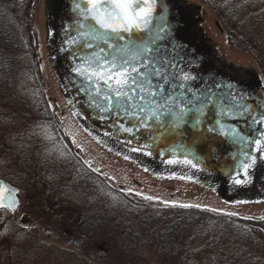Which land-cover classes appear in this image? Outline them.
Here are the masks:
<instances>
[{"label":"rangeland","instance_id":"374dc122","mask_svg":"<svg viewBox=\"0 0 264 264\" xmlns=\"http://www.w3.org/2000/svg\"><path fill=\"white\" fill-rule=\"evenodd\" d=\"M25 1L0 0L13 10ZM181 2L197 17L196 38L208 43L212 66L239 75L254 74L264 84L255 58L228 41L229 29L241 32V22L264 15V0ZM30 6L27 22L34 34L37 59L31 70L13 75L7 99L14 103L0 101V176L22 192L18 221L6 211L0 212V264H89L91 259L65 245L66 240L74 238L79 218L96 209L95 201L103 202L98 208L112 219L122 216L119 210L128 208L123 193L153 206L191 204L208 211L217 209L211 211L217 214L236 213L231 216L246 220L250 215L264 218L263 175L258 177L260 186L251 183L230 201L221 196L217 180L188 169L158 168L90 131L68 104L69 96L54 60L56 47L50 28L56 22L51 25L47 13L56 5L52 0H31ZM41 100L48 104L52 124L36 119L39 113L47 116ZM53 100L60 103L62 113ZM23 102L32 109L23 108ZM77 156L101 174L109 187H96L95 181L82 185L80 173L72 169ZM176 176H192V180ZM146 196L154 199L147 200ZM20 215L28 216L30 223L21 224ZM258 226L249 220L234 227L208 221L183 248L177 263L264 264V235ZM228 235L235 237L229 241ZM157 257L158 253L152 251L150 259L155 261Z\"/></svg>","mask_w":264,"mask_h":264},{"label":"snow or ice","instance_id":"6c2138e0","mask_svg":"<svg viewBox=\"0 0 264 264\" xmlns=\"http://www.w3.org/2000/svg\"><path fill=\"white\" fill-rule=\"evenodd\" d=\"M72 11L75 18L65 29L67 39L61 51L70 58L69 83L83 94L84 105L97 119L112 120L117 131L131 137L128 144L141 134L143 139L137 140L139 147L132 148L134 152L167 137L193 133L198 138L209 134L221 137L237 149L231 157L238 165L232 169L233 183L251 182L250 171L258 160L264 162V106L244 102L245 94L233 92L230 84L226 86L228 94L221 91L225 86L215 81L194 87L200 79L191 71L195 53L191 59L185 58L187 52L177 55L184 46L173 42L162 0H73ZM75 114L81 115L79 111ZM177 147L183 153L167 159L168 165L201 170L204 161L191 146L173 145L170 151ZM204 147L209 154L215 152L210 144ZM145 154L151 156L152 152ZM160 154L165 155L163 151ZM175 178L192 180V176ZM5 192L11 195L5 196ZM19 203L18 191L0 181V209L15 212Z\"/></svg>","mask_w":264,"mask_h":264},{"label":"trees","instance_id":"16d2710c","mask_svg":"<svg viewBox=\"0 0 264 264\" xmlns=\"http://www.w3.org/2000/svg\"><path fill=\"white\" fill-rule=\"evenodd\" d=\"M30 3L31 0L25 1L15 11L0 2V101L7 103L13 102L7 99L13 75L31 70L30 65L37 59L34 34L27 22V15L31 12ZM241 23V32L228 30V41L233 47L255 58L264 79V37L260 35H264V15H255L250 21ZM41 101V105L48 110L45 111L48 117L39 113L36 119L42 118L43 122L52 124L48 104L45 100ZM22 105L25 109H32L24 102ZM65 140L72 146L70 139L65 137ZM73 162L72 169L80 173L82 185L95 181L96 187H109L101 174L89 169L78 156ZM123 197L127 211L119 210L122 216L114 219L98 208L103 202L95 201L96 209L79 218V225L72 233L74 238L66 240L65 245L73 247L84 258L91 259L89 264H178L183 248L197 237L204 223L213 221L217 225L234 227L247 221L199 207L153 206L127 193H123ZM258 225V230L264 235V220ZM226 237L231 241L235 236ZM152 251L158 253V260L150 259Z\"/></svg>","mask_w":264,"mask_h":264},{"label":"water","instance_id":"95a60500","mask_svg":"<svg viewBox=\"0 0 264 264\" xmlns=\"http://www.w3.org/2000/svg\"><path fill=\"white\" fill-rule=\"evenodd\" d=\"M52 1H54V5H56L53 11V18L54 22H56V26L53 22L54 25H52V27L50 28V30L54 33V45L56 47L54 53V60L57 62L58 70L62 78L61 80L65 86L69 99L73 100V104H71L72 107L75 109L76 112L79 111L81 113V120H83V122L93 133L99 135L102 139L110 141L116 146L147 160L150 164L157 166L158 168L188 169L193 174H198L199 176H204L206 178L208 177L213 180H217L220 183L219 185H221V196L230 201L236 198V193L242 191L247 185L254 182H259L261 180L258 177H260L261 175L264 176V162L258 160L255 169L250 171L251 182L243 185L234 184L231 177L234 176L235 173L232 171V169L237 167L238 165L237 161L233 160L231 157L232 155L236 154L237 149L230 143L225 142L221 137L213 136L211 134L206 135L202 138H198V134L196 133H193L186 137H167L160 140L157 144L152 145L149 149H146L144 151H132V148L139 147L137 140L143 139L141 134H137V139L133 140V143L128 144L127 141L131 139V137L127 133L117 131V128L113 126L112 120L103 121L97 119L95 113L84 105L83 94L78 93L76 88L69 83V79L71 77V73L69 72L70 58L67 52L61 51V48L64 45L65 39H67L65 35V29L72 24L73 19L75 18L74 13L72 11L73 0ZM162 3L165 5L166 8L172 5L173 10H178L175 0H162ZM157 12H160L159 8L157 9ZM175 40L176 39H174L173 37V42L176 43ZM177 43L182 45V43ZM188 47L190 46L188 45ZM191 49L195 50L196 47L193 46V48ZM177 55L179 56V54ZM202 63H205L204 66H197L191 70L194 75L200 77V79L194 82V87L203 88L215 81L218 84L224 85L225 87H223L221 91H223L225 94H228L229 89L226 86L230 84L232 86L233 92L239 91L245 94L244 102L253 105L254 102H259L262 106H264V99H262V97H264V87L260 85V80L257 79L252 81L251 83H245L242 80L233 79L227 76L221 70L214 66H207L206 59H204V62ZM195 70H198L201 73L198 75ZM249 86L250 90L251 88H253L252 91H254V93L250 92ZM54 102L55 106L60 111V103L56 100H54ZM233 123L237 122L233 121ZM106 132L110 134L105 135ZM181 144H187L191 146L195 155L203 159L204 163L201 165V170L188 168L186 166L168 165L166 163V160L171 158V156L181 155L183 153V149L179 147H177L174 151H170L173 145ZM205 144H210L215 149V152L209 154L208 149L204 147ZM148 150L152 152L151 156L145 154V151ZM161 151H163L165 155H161ZM257 155L259 156V154ZM0 181L3 180L0 179ZM3 182L8 187L16 189L18 191L19 198L20 190L10 186L5 181ZM119 188L122 189L123 186L120 185ZM4 195L10 196L11 193L5 192ZM248 218L249 220L254 222H260L263 220V218L261 217L251 215ZM29 221L30 218L28 216H22V224H28Z\"/></svg>","mask_w":264,"mask_h":264},{"label":"flooded vegetation","instance_id":"af4514ba","mask_svg":"<svg viewBox=\"0 0 264 264\" xmlns=\"http://www.w3.org/2000/svg\"><path fill=\"white\" fill-rule=\"evenodd\" d=\"M181 1L182 0H175V3H176L178 10H173V6L170 5L167 8V13H166L167 14V22H168V25L172 29V34H173L174 39H176L175 40L176 43L177 42L182 43V45L184 46V49L178 51L177 54H179V56H185V53L187 52L189 54L187 56H185V58L191 59L192 58L191 53L194 52L196 64L192 69H194L197 66H204L205 63H202V62H204V59H206L207 66L208 65L212 66V60L210 59V49L208 48L209 47L208 43H206L202 40L200 41V39L196 38V36H197L196 34L198 31L195 30L194 26H196L195 21H197V17L195 18L194 14L192 12H190L191 10L190 9L188 10V8L185 7L183 2H181ZM50 14H51L50 18L54 19L53 13L51 12ZM222 30L223 29H220L221 32H222ZM188 45L190 47H188ZM193 46L196 47L195 50L191 49V48H193ZM207 57H208V59H207ZM218 69L221 70L227 76H229L233 79L242 80L245 83H249V82L251 83L252 81L257 80V78L254 77V74H248V73L243 74L242 73L241 75H239L237 73L227 72L226 70H224V69L222 70L221 68H218ZM195 71L198 75L201 73L198 70H195ZM260 85L262 86L264 84L261 82ZM262 87H264V86H262ZM249 90H250V86H249ZM252 90H253V88H251L250 92L254 93V91H252ZM247 92H249V91H247ZM53 103L55 106L54 101H53ZM58 111H59V109H58ZM59 112L62 113L63 111L60 110ZM59 131H60V133L61 132L63 133V131H61L60 129H59ZM65 137L66 136H64V138ZM0 179L5 181L6 183H8L10 186L15 187V188L20 190L19 197H20V202H21V197H22L21 189L18 188L17 186H15L12 182L3 178L2 176H0ZM19 205H20V203H19ZM18 209H19V206L15 212H11V211L4 210V209H0V212L6 211L7 213L10 214V216H12L16 221H18V217L16 216ZM20 216L22 218L23 215H20ZM20 222H21V220H20ZM29 223H30V221L28 222V224Z\"/></svg>","mask_w":264,"mask_h":264}]
</instances>
